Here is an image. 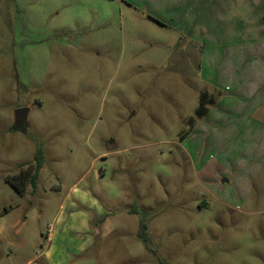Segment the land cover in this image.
<instances>
[{
  "label": "rangeland",
  "instance_id": "rangeland-1",
  "mask_svg": "<svg viewBox=\"0 0 264 264\" xmlns=\"http://www.w3.org/2000/svg\"><path fill=\"white\" fill-rule=\"evenodd\" d=\"M181 3L0 0V264H42L54 231L77 253L85 235L71 227L88 205L71 208L74 195L66 203L76 183L113 227L67 264H255L264 255L263 217L237 223L216 206L180 143L203 88L173 61L183 34L167 22ZM21 108L26 131L14 129ZM39 146L38 190L21 195L6 178L34 164ZM142 220L152 252L138 236Z\"/></svg>",
  "mask_w": 264,
  "mask_h": 264
},
{
  "label": "crops",
  "instance_id": "crops-1",
  "mask_svg": "<svg viewBox=\"0 0 264 264\" xmlns=\"http://www.w3.org/2000/svg\"><path fill=\"white\" fill-rule=\"evenodd\" d=\"M180 1L173 8L183 9L179 21L167 22L183 34L181 56L173 61L182 59L181 65L189 66L184 72L196 75L203 83L200 96L206 93L210 101L205 115L189 117L188 133L179 135L181 146L214 204L235 212L237 223L255 225V218L263 217L264 233V0ZM255 10L257 18L244 26V18ZM78 184L70 188L66 203L74 195L71 208L88 205V212L82 211L71 227L85 235L83 243L68 255L56 244L60 237L54 231L47 245L41 244L37 259L42 264L72 262L92 247L101 229L111 226L104 207ZM200 203L213 205L206 198ZM104 214L107 219L102 220ZM260 258L255 264H264V255Z\"/></svg>",
  "mask_w": 264,
  "mask_h": 264
},
{
  "label": "trees",
  "instance_id": "trees-1",
  "mask_svg": "<svg viewBox=\"0 0 264 264\" xmlns=\"http://www.w3.org/2000/svg\"><path fill=\"white\" fill-rule=\"evenodd\" d=\"M207 97L208 95L206 93L201 94L200 105L196 110L197 116L205 115L207 111L206 106L210 103ZM27 128H28V125L23 129V131H26ZM45 159H46V156H45L44 148L42 146H39L35 154V163L25 168H22L21 171L16 175L8 176L6 178V181L12 187H14V189L21 195L24 194L28 185H31L32 192L36 193L38 190V181L40 177V171L44 166ZM5 212H8V210H6ZM138 236L145 243L148 251L150 252L154 251L151 247L152 239L148 232V224L144 220H142L140 223Z\"/></svg>",
  "mask_w": 264,
  "mask_h": 264
},
{
  "label": "water",
  "instance_id": "water-1",
  "mask_svg": "<svg viewBox=\"0 0 264 264\" xmlns=\"http://www.w3.org/2000/svg\"><path fill=\"white\" fill-rule=\"evenodd\" d=\"M28 108H21L16 111V121L14 125L15 130H23L28 125Z\"/></svg>",
  "mask_w": 264,
  "mask_h": 264
}]
</instances>
